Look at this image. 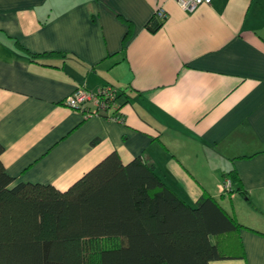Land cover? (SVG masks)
I'll return each mask as SVG.
<instances>
[{
    "label": "crops",
    "instance_id": "0c3cea01",
    "mask_svg": "<svg viewBox=\"0 0 264 264\" xmlns=\"http://www.w3.org/2000/svg\"><path fill=\"white\" fill-rule=\"evenodd\" d=\"M105 86L106 113L64 103ZM0 143L11 185L65 189L111 151L143 155L186 202L205 191L244 225L245 257L208 264H264V0H0ZM231 168L248 198L221 189Z\"/></svg>",
    "mask_w": 264,
    "mask_h": 264
},
{
    "label": "trees",
    "instance_id": "16d2710c",
    "mask_svg": "<svg viewBox=\"0 0 264 264\" xmlns=\"http://www.w3.org/2000/svg\"><path fill=\"white\" fill-rule=\"evenodd\" d=\"M161 24L153 14L146 28ZM21 49L35 62L60 53ZM222 175L230 180L226 193L248 198L234 168ZM13 179L0 158V264H208L245 257L238 234L244 225L234 214L205 191L186 202L143 155L122 162L111 151L65 189L11 185Z\"/></svg>",
    "mask_w": 264,
    "mask_h": 264
},
{
    "label": "built area",
    "instance_id": "2783aa9c",
    "mask_svg": "<svg viewBox=\"0 0 264 264\" xmlns=\"http://www.w3.org/2000/svg\"><path fill=\"white\" fill-rule=\"evenodd\" d=\"M179 7L186 11L192 12L197 6L209 3V0H174ZM158 19L163 20L166 17V11L157 7L153 13ZM115 90L110 86L99 88L96 92L88 91L82 87H77L70 92L65 98L64 103L71 107L82 108L88 114L106 113L111 110ZM91 104V108L88 104ZM87 107L86 109H84ZM112 117H116L113 113ZM230 187L229 178L225 177L221 184V189L226 190Z\"/></svg>",
    "mask_w": 264,
    "mask_h": 264
}]
</instances>
